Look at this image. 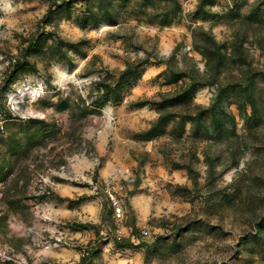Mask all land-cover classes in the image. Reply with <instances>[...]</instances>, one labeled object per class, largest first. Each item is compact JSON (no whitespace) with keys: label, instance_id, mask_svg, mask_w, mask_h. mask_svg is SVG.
Listing matches in <instances>:
<instances>
[{"label":"rangeland","instance_id":"1","mask_svg":"<svg viewBox=\"0 0 264 264\" xmlns=\"http://www.w3.org/2000/svg\"><path fill=\"white\" fill-rule=\"evenodd\" d=\"M0 264H264V0H0Z\"/></svg>","mask_w":264,"mask_h":264},{"label":"built area","instance_id":"2","mask_svg":"<svg viewBox=\"0 0 264 264\" xmlns=\"http://www.w3.org/2000/svg\"><path fill=\"white\" fill-rule=\"evenodd\" d=\"M116 214L120 215V210L119 209L116 210Z\"/></svg>","mask_w":264,"mask_h":264}]
</instances>
